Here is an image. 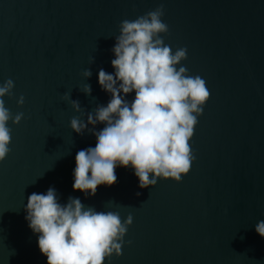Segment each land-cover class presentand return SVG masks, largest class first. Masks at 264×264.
I'll list each match as a JSON object with an SVG mask.
<instances>
[{
	"label": "water",
	"instance_id": "obj_1",
	"mask_svg": "<svg viewBox=\"0 0 264 264\" xmlns=\"http://www.w3.org/2000/svg\"><path fill=\"white\" fill-rule=\"evenodd\" d=\"M161 4L165 43L187 49L181 64L211 94L191 140L190 172L141 189L131 167L117 166L114 185L94 196L73 191L76 154L96 144L88 128L104 124L73 132L70 119L80 114L61 96L71 90L85 122L106 106L98 72H114L119 24ZM9 78L5 106L24 118L9 121L11 151L0 162V264H47L25 208L30 194L49 187L61 204L73 197L122 220L132 215L122 254L105 264H264L255 231L264 220V0H0V83ZM85 83L91 95L80 91Z\"/></svg>",
	"mask_w": 264,
	"mask_h": 264
},
{
	"label": "clouds",
	"instance_id": "obj_2",
	"mask_svg": "<svg viewBox=\"0 0 264 264\" xmlns=\"http://www.w3.org/2000/svg\"><path fill=\"white\" fill-rule=\"evenodd\" d=\"M163 16L161 4L121 21L112 48L114 72L103 68L98 72V84L111 99L87 113L86 122L79 101L70 99L71 90L61 96L80 114L70 119L73 132L83 134L89 125L104 124L100 131L88 128L96 144L76 154L73 191L94 196L98 186L114 185L117 166L131 167L141 189L154 187L158 180L179 183L190 172L195 160L191 140L211 94L206 81L181 64L187 49L173 51L165 43L169 26ZM82 76L87 80L90 69ZM14 86L11 78L0 83V162L11 151L9 121L15 126L24 118V113L13 116L5 106L3 98L12 97ZM79 88L91 95L90 84ZM130 93H135L131 102L125 99ZM16 103L24 104L23 95ZM25 211L28 227L39 234L37 246L47 264H105L122 254L123 238L133 221L131 214L122 220L117 211L85 207L79 198L69 197L61 204L52 187L46 193L30 194ZM255 231L264 238V220Z\"/></svg>",
	"mask_w": 264,
	"mask_h": 264
}]
</instances>
